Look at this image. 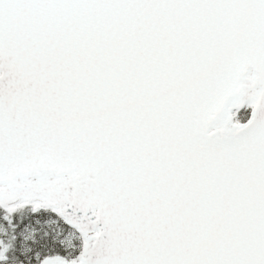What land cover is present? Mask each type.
Segmentation results:
<instances>
[{
	"label": "snow or ice",
	"instance_id": "1",
	"mask_svg": "<svg viewBox=\"0 0 264 264\" xmlns=\"http://www.w3.org/2000/svg\"><path fill=\"white\" fill-rule=\"evenodd\" d=\"M0 264H264V0H0Z\"/></svg>",
	"mask_w": 264,
	"mask_h": 264
}]
</instances>
